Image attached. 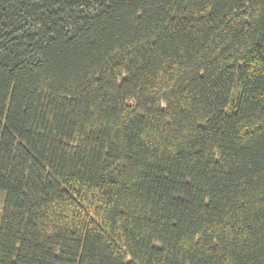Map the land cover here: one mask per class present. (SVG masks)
<instances>
[{
  "label": "trees",
  "instance_id": "obj_1",
  "mask_svg": "<svg viewBox=\"0 0 264 264\" xmlns=\"http://www.w3.org/2000/svg\"><path fill=\"white\" fill-rule=\"evenodd\" d=\"M0 264H264V0H0Z\"/></svg>",
  "mask_w": 264,
  "mask_h": 264
}]
</instances>
